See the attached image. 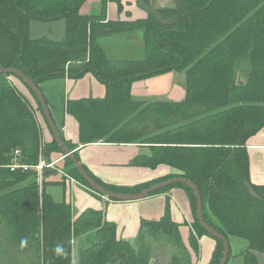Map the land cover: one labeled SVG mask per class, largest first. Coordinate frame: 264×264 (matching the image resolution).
Wrapping results in <instances>:
<instances>
[{
    "label": "trees",
    "instance_id": "trees-1",
    "mask_svg": "<svg viewBox=\"0 0 264 264\" xmlns=\"http://www.w3.org/2000/svg\"><path fill=\"white\" fill-rule=\"evenodd\" d=\"M88 1L0 0V69L19 70L39 89L43 81L66 72L71 78L93 73L105 85V94L67 100L78 141L71 142L58 129L64 145L71 151L99 140L148 145L150 155L136 157L133 165L165 164L176 172L132 185L105 183L83 166L88 175L103 188L125 194L172 178L191 181L200 193L205 223L229 242L236 238L245 243L239 248L242 264H258L254 252L264 255V185L250 180L246 141L264 126V0H180L181 9H158L165 18L178 15L172 25L149 13L134 20L107 19L108 1L121 13L120 0H97V13H83ZM59 19L65 21L60 40L30 37L31 21ZM131 32L141 41V55L112 60L102 46L104 37ZM171 71L183 74L182 100L132 97L134 82ZM14 79L30 92L36 109ZM36 110L44 119L25 82L0 73V224L8 249L28 253L37 264H72V241L83 237L87 245L78 249L77 264H194L169 202L159 219L140 220L134 247L116 237V226L103 210L85 209L72 219L70 204L52 198L45 178L39 187L33 168L11 171L16 149L17 161L29 165L39 156L54 161L52 154L62 152L53 135L43 140ZM72 154L79 160L77 151ZM61 166L63 173L89 186L68 157ZM175 186L184 188L194 214L190 250L197 257L198 238L211 236L216 247L208 264H219L223 242L199 224L188 186L174 183L149 195Z\"/></svg>",
    "mask_w": 264,
    "mask_h": 264
},
{
    "label": "crops",
    "instance_id": "crops-1",
    "mask_svg": "<svg viewBox=\"0 0 264 264\" xmlns=\"http://www.w3.org/2000/svg\"><path fill=\"white\" fill-rule=\"evenodd\" d=\"M120 1L123 5L121 13H118L117 6L114 2L108 1L106 6L107 19L120 18L134 20L144 18L148 14L136 4V0ZM150 1L145 0L148 4ZM155 4L157 9L165 6L177 7L174 0H155ZM100 8L97 0H90L83 6L82 12L87 13L88 11H92L93 13H97ZM125 12H129L130 16L127 17ZM64 30V19L31 21L29 24V35L31 38L46 36L53 40H60L64 35ZM137 38L138 36H134L132 32L123 35L107 36L102 40V46L112 60L120 61L137 58L141 55V41ZM176 74L178 73L171 71L166 74L136 81L131 85L130 93L136 99L161 98L163 100L180 101L184 98L183 74L181 73L179 75L180 77L175 80ZM40 91L46 102L50 105L49 111L57 129L62 131L66 139L77 143V123L66 112V102L69 99L102 98L105 94V85L93 73L87 72L80 78L65 76L43 81L40 84ZM43 123L44 121H42V125ZM41 128L43 140L49 141L53 135L51 129L49 131L45 124ZM246 146L249 153L250 180L253 184L264 185V126L256 134L248 138ZM73 151H77L78 161L82 167L85 166L90 173L109 184L132 185L176 172L175 169L165 164H160L155 168L133 165L132 162L136 157L150 155L151 150L148 145L99 140L88 144H79L71 152ZM60 156H63V152L62 155L61 153H53L52 159L58 160ZM59 162L57 161V163ZM61 176L62 174L58 171L44 176L49 183L46 185V191L55 201L64 199L70 204L72 219H75L85 209L103 210L105 219L114 223L116 226V237L128 241L135 247L140 220L159 219L164 214L166 202H169L171 218L180 224V233L181 235H185L184 243L189 248L188 235L190 230H192L190 224L193 220V214L191 212L190 199L184 188L175 186L167 192H158L140 200L119 201L105 198L92 190L90 186L87 187L91 191L81 189L72 184L67 186L64 184ZM69 178L72 179V177ZM0 230L3 231L4 235L1 236L0 233V248L3 249L4 254L5 252L8 254V259L0 257L1 264H37V261H33L28 253L8 249L5 240V229L1 224ZM207 236L202 235L198 239L199 257L202 258L201 254L204 255V252L206 254V257L200 260V264H206L215 245V240L211 236L209 237L212 239ZM181 237L183 238V236ZM86 245L87 241L83 237L73 239L72 264H77L78 249L84 248ZM4 254H1V256Z\"/></svg>",
    "mask_w": 264,
    "mask_h": 264
},
{
    "label": "water",
    "instance_id": "water-1",
    "mask_svg": "<svg viewBox=\"0 0 264 264\" xmlns=\"http://www.w3.org/2000/svg\"><path fill=\"white\" fill-rule=\"evenodd\" d=\"M174 1H175V4L177 5V7L181 9L182 7H181L180 0H174ZM136 4L141 9L146 11L147 13L154 15L155 18L157 19V21L163 25H172L178 19V16H175L172 18H165L156 8L155 0H151L149 4L146 3L145 0H136ZM0 73H10V74L16 75L23 82H25V84L31 89V91L34 93V95L36 96V98H37V100L41 106L43 116H44L45 120L47 121L55 140L57 141L58 145L60 146V148L63 152V156L70 158V160L72 161L74 166L79 170V172L81 173V175L83 176L85 181L88 183L90 188L92 190H94L95 192H97L98 194H100V195H102L108 199H114V200H119V201H132V200L143 199V198L149 196V194H151L155 190H157L161 187H165V186L174 184V183H181V184H185L186 186H188L193 191L194 196H195L196 217H197L199 224L205 229V231L208 234L212 235L213 237H215V238H217L223 242L224 250H223L222 257L219 261V264H226V261H227L228 255H229V251H230L229 241L223 235H221L220 233H218L217 231H215L214 229H212L211 227H209L205 223L203 216H202V202H201L200 193H199L197 187L191 181H189L185 178H172V179H168L166 181L151 185V186L143 189L140 192L128 193V194L112 192L110 190L103 188L101 185L97 184L88 175L86 170L82 167L81 163L74 157L72 152L64 145V143L61 139L60 133L58 132V129H57V127H56V125L52 119L51 114H50V111H49L50 105L44 99L40 89L30 79H28L22 72H20L19 70L15 69V68L0 69ZM56 172H57L56 170L47 169L44 171V176H48L50 173H56ZM244 184H245L248 192L253 197L258 198V195L254 191L251 184L248 183V181H245ZM254 253L257 256L258 264H264V255L259 254L258 252H254Z\"/></svg>",
    "mask_w": 264,
    "mask_h": 264
},
{
    "label": "rangeland",
    "instance_id": "rangeland-1",
    "mask_svg": "<svg viewBox=\"0 0 264 264\" xmlns=\"http://www.w3.org/2000/svg\"><path fill=\"white\" fill-rule=\"evenodd\" d=\"M54 34V33H53ZM181 73H178V74H176V77H175V80H177V78H179ZM70 75H71V73H69V72H66L65 74H64V77L65 76H68V77H70ZM182 77V76H181ZM181 79V78H180ZM180 81V80H179ZM13 82H14V84H15V86L18 88V90L20 91V92H22L29 100H30V103L32 104V106L36 109L37 108V104H36V102H35V100L33 99V97L31 96V94H30V92L27 90V88L24 86V84L22 83V82H20L19 80H17V79H14L13 80ZM37 112L35 113V116L38 118V119H40V120H38V123H39V128H40V130H41V134H43L42 133V128L41 127H43L44 126V124H45V122L43 123V125H42V121H44V119H43V117L41 118V113H40V111H38V110H36ZM43 119V120H42ZM45 126H46V124H45ZM48 130V129H47ZM42 138H43V136H42ZM61 155H62V152H61ZM63 158H64V156H60L59 157V159L58 160H56V164H55V167L54 168H56L55 170L56 171H58L60 174H62V176H61V179L62 180H64V184L65 185H67V186H70L71 184L73 185V186H78V187H80L81 189L83 188V189H85V190H90L82 181H80L79 180V178L78 177H76V176H74V175H71V174H65V173H62V164H59V163H61V162H63ZM57 161H60L59 163H57ZM54 168H52V169H54ZM69 177H72V179H70ZM91 191V190H90ZM106 198V197H105ZM191 212H192V209H191ZM192 214H193V212H192ZM194 215V214H193ZM0 233H1V236H4L3 235V231L2 230H0ZM202 235H205V234H202ZM201 235V236H202ZM181 236H183V241H185V235H181ZM207 237H209V236H207ZM209 238H211V237H209ZM199 239V238H198ZM212 239V238H211ZM231 240V242H230V252H229V255H228V259H227V261H226V264H242V261H243V258H242V256H240V254H239V248L240 247H242V245H243V242H241L242 240H239V239H236V238H231L230 239ZM0 246H1V244H0ZM204 246V245H203ZM216 247V243H215V245H214V248ZM213 248V249H214ZM204 250H205V247H204ZM188 251L190 252V255L192 256V263H194V264H200L201 262H200V260H203L206 256V254H205V252H204V255H202L201 254V256H202V258L201 257H199V255L196 257L195 255H194V252L192 251V250H190L189 248H188ZM213 251V250H212ZM206 252H207V250H206ZM1 254H4L3 253V249H1L0 248V257H5V258H7L8 259V254H6V252H5V254L3 255V256H1ZM210 257H211V254H210V256L208 257V260H207V262H206V264H208L209 263V259H210ZM2 262H0V264H1Z\"/></svg>",
    "mask_w": 264,
    "mask_h": 264
},
{
    "label": "built area",
    "instance_id": "built-area-1",
    "mask_svg": "<svg viewBox=\"0 0 264 264\" xmlns=\"http://www.w3.org/2000/svg\"><path fill=\"white\" fill-rule=\"evenodd\" d=\"M20 152L18 149L13 151V162L9 165V168L11 171L21 168L23 170H27L29 168H33L36 173V180L39 185V187L42 186V182L44 179V171L46 169H52L55 167L56 161H46L42 157H39L38 162L34 165H29L25 163H21L17 161V158L19 157Z\"/></svg>",
    "mask_w": 264,
    "mask_h": 264
}]
</instances>
